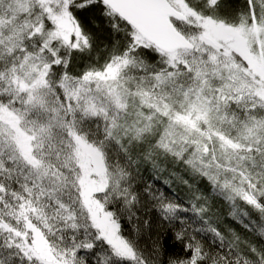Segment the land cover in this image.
<instances>
[{
	"label": "snow or ice",
	"instance_id": "snow-or-ice-1",
	"mask_svg": "<svg viewBox=\"0 0 264 264\" xmlns=\"http://www.w3.org/2000/svg\"><path fill=\"white\" fill-rule=\"evenodd\" d=\"M0 264H264V0H0Z\"/></svg>",
	"mask_w": 264,
	"mask_h": 264
},
{
	"label": "trees",
	"instance_id": "trees-1",
	"mask_svg": "<svg viewBox=\"0 0 264 264\" xmlns=\"http://www.w3.org/2000/svg\"><path fill=\"white\" fill-rule=\"evenodd\" d=\"M226 211H227V210L225 209V214H226Z\"/></svg>",
	"mask_w": 264,
	"mask_h": 264
}]
</instances>
